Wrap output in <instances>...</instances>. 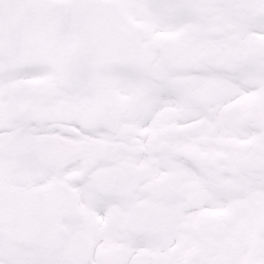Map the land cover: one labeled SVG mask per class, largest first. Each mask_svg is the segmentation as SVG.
Here are the masks:
<instances>
[{
  "label": "snow or ice",
  "instance_id": "snow-or-ice-1",
  "mask_svg": "<svg viewBox=\"0 0 264 264\" xmlns=\"http://www.w3.org/2000/svg\"><path fill=\"white\" fill-rule=\"evenodd\" d=\"M0 264H264V0H0Z\"/></svg>",
  "mask_w": 264,
  "mask_h": 264
}]
</instances>
